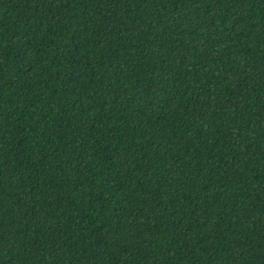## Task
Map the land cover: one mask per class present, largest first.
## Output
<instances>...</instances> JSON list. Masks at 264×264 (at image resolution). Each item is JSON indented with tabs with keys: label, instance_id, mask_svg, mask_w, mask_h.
<instances>
[{
	"label": "trees",
	"instance_id": "trees-1",
	"mask_svg": "<svg viewBox=\"0 0 264 264\" xmlns=\"http://www.w3.org/2000/svg\"><path fill=\"white\" fill-rule=\"evenodd\" d=\"M0 264H264V0H0Z\"/></svg>",
	"mask_w": 264,
	"mask_h": 264
}]
</instances>
